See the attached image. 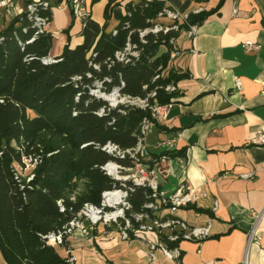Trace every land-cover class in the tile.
Wrapping results in <instances>:
<instances>
[{"label":"trees","instance_id":"trees-1","mask_svg":"<svg viewBox=\"0 0 264 264\" xmlns=\"http://www.w3.org/2000/svg\"><path fill=\"white\" fill-rule=\"evenodd\" d=\"M99 1L92 0V4ZM105 1L104 26L87 20L81 32L83 43L73 49L65 46L54 63H44L52 47L51 34L39 33L26 13L0 27V254L6 264H67L44 237L62 231L84 204L99 205L102 193L112 188L99 169L110 157L99 147L107 143L122 149L136 145L139 125L149 112L124 109L125 114L111 110L97 116L107 104L90 96L95 82L110 79L103 83L107 93L123 82L122 94L142 99L157 89L155 101L166 105L178 93H167L165 87L188 77L170 70L153 82L159 68L168 69V41L177 39L179 33L149 35L147 44L140 45L139 60L131 64L114 58L128 39L139 43L138 31L151 27L150 21L165 7L162 2L141 0L128 4L122 13L119 0ZM50 7L39 11L48 22ZM213 13L189 15L180 30L201 25ZM112 18L119 23L115 35L106 31ZM162 46L167 52H161ZM95 64L99 71L93 69ZM25 160L36 161L30 180L18 171L25 169ZM146 193L136 189L131 194L134 211H140ZM68 242L65 238L62 246L67 247ZM163 242L171 250L179 245L165 238ZM181 260L182 254L178 262Z\"/></svg>","mask_w":264,"mask_h":264},{"label":"crops","instance_id":"crops-1","mask_svg":"<svg viewBox=\"0 0 264 264\" xmlns=\"http://www.w3.org/2000/svg\"><path fill=\"white\" fill-rule=\"evenodd\" d=\"M2 1L0 27L11 19L3 14ZM139 1L119 0V10L125 13L128 4ZM144 1L162 2L181 14L214 11L198 26L196 41L190 42L184 32L179 34L177 45L183 55L168 71L188 77L177 83L178 96L166 120L146 137L151 151L157 152L167 137L180 135L177 150L184 164L175 163L172 176L161 187L172 192L186 183L200 189L205 198L193 205L195 209L186 208L177 215L192 227L208 225L211 235L201 245L182 242L181 263L160 250L150 254L140 241L124 242L99 233L89 240L69 239L67 247H56V251L72 264H242L244 258L248 264H264V147L248 145L264 131V0ZM12 2L15 16L25 13L29 5H51V20L45 27L52 36L48 58L55 60L65 46L73 49L83 43L84 24L74 19L70 0ZM86 3L90 19L104 26L107 1ZM118 24L112 18L106 31L112 32ZM246 42L260 50L246 53ZM236 77L243 83L241 93L235 89ZM0 264H6L1 254Z\"/></svg>","mask_w":264,"mask_h":264},{"label":"built area","instance_id":"built-area-1","mask_svg":"<svg viewBox=\"0 0 264 264\" xmlns=\"http://www.w3.org/2000/svg\"><path fill=\"white\" fill-rule=\"evenodd\" d=\"M70 4L74 19L85 24L91 18L86 0H70ZM1 5L3 14L6 17H16L13 12L12 0H3ZM48 8V2H41L29 5L25 11L29 20L39 29V33L45 31L48 24V19L41 17L39 11ZM237 13L238 11L235 8L233 15L236 16ZM188 19V14H181L165 6L157 18L150 21L151 27L138 31L139 43H134L128 39L124 50L115 54V60L124 64H131L139 60L142 52L140 45L147 44L146 38L149 35L157 37L184 32L190 42L196 41L198 35L197 25L188 26L186 30H180L182 26L187 24ZM112 33L115 35L116 31L113 30ZM168 44L170 46V66L183 55V51L177 45L176 38H170ZM162 48L167 52L164 46ZM243 48L246 53L260 50L259 46L251 42L244 43ZM93 69L99 71V66L95 64ZM161 69L159 68L160 73L153 78V82L166 75L168 69L165 71ZM87 77L90 78L91 75L88 74ZM80 79L76 78L75 81ZM234 81L236 91L241 93L243 91L242 80L236 77ZM104 82L110 83L111 80L106 78L102 82H95L94 89H89L90 96L107 104V108L103 107L96 113L97 116L103 117L106 115V111L111 110H117L119 113L125 114L124 109H137L149 112V117H145L139 125L135 146L122 149L116 144L107 143L99 147L102 152L110 157V160L100 166L99 169L113 184L111 189L102 193L99 205L84 204L77 216L66 224L62 231L44 238L49 246L56 248L62 247L65 238L89 240L94 234L99 233L108 238L117 237L124 242L140 241L147 247L150 254L160 250L167 258L179 261L182 254L179 245L182 242L201 245L209 239L211 233L208 225L192 227L187 222L179 219L177 215L179 211L205 198V194L200 189H194L186 183L178 185L172 192H165L161 187V182H166L172 176L173 165L175 163L184 164L177 150V141L180 135L167 137L159 144L160 150L157 152L151 151L146 144L148 134L160 122L166 120L171 103L159 105L155 101L157 89L148 93L144 99L124 95L121 93L124 87L123 82H121L120 87L107 93L103 90ZM147 89L148 86L145 85L143 90L147 91ZM165 91L167 93L177 92L176 85L166 86ZM262 93L264 94V83L262 84ZM113 123L114 120L110 125ZM248 145L264 147V131L255 134ZM27 161L31 162L25 160V163ZM35 163L36 161L33 162V164ZM30 179L31 177L28 180ZM136 189L147 190L146 202L140 211H134L130 202V196ZM58 205L60 211L64 212L62 202H59ZM263 215L261 214L256 218L251 238ZM164 238L170 243H179V245L172 250L168 249L163 242ZM67 264H72V260H67ZM242 264H248L246 258H244Z\"/></svg>","mask_w":264,"mask_h":264},{"label":"rangeland","instance_id":"rangeland-1","mask_svg":"<svg viewBox=\"0 0 264 264\" xmlns=\"http://www.w3.org/2000/svg\"><path fill=\"white\" fill-rule=\"evenodd\" d=\"M33 168H34V164L27 161L25 169L22 171L20 168H18V171L21 173L23 177H26L29 179L31 177Z\"/></svg>","mask_w":264,"mask_h":264},{"label":"water","instance_id":"water-1","mask_svg":"<svg viewBox=\"0 0 264 264\" xmlns=\"http://www.w3.org/2000/svg\"><path fill=\"white\" fill-rule=\"evenodd\" d=\"M44 62H45V63H54L55 60L50 59V58H46V59L44 60Z\"/></svg>","mask_w":264,"mask_h":264}]
</instances>
